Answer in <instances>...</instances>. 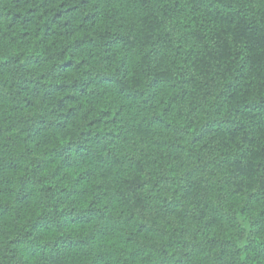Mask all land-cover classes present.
Segmentation results:
<instances>
[{
    "label": "trees",
    "instance_id": "1",
    "mask_svg": "<svg viewBox=\"0 0 264 264\" xmlns=\"http://www.w3.org/2000/svg\"><path fill=\"white\" fill-rule=\"evenodd\" d=\"M0 264H264V0H0Z\"/></svg>",
    "mask_w": 264,
    "mask_h": 264
}]
</instances>
